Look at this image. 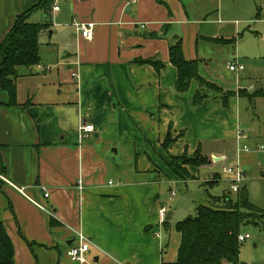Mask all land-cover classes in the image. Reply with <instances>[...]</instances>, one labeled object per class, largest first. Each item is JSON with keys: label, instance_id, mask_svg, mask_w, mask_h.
<instances>
[{"label": "crops", "instance_id": "1", "mask_svg": "<svg viewBox=\"0 0 264 264\" xmlns=\"http://www.w3.org/2000/svg\"><path fill=\"white\" fill-rule=\"evenodd\" d=\"M39 1L0 0V42ZM196 1L59 0L57 12L51 6L47 14L29 15L30 22L51 21L38 37L39 64L19 69L16 105L7 106L0 90V220L14 264H76L65 253L76 231L92 242L89 254L99 263L174 264L181 214L168 206L165 227L159 207L175 201L174 187L181 199L207 205L200 183L214 173L221 179L218 170L233 159L232 148L249 137L241 119L246 95L215 83L217 89L200 88L195 79L184 92L175 88L171 45L180 39L184 58L196 60L198 74L210 82V74L200 72L209 68V45L229 42L201 32L208 20ZM73 20L95 24L90 40L79 37ZM46 49L59 56L41 59ZM147 59L164 67L138 62ZM197 90L205 97L195 105ZM225 91L235 94L223 99ZM82 122L94 126L88 137L77 132ZM167 135L172 141L164 147ZM197 149L208 164L170 166L171 157Z\"/></svg>", "mask_w": 264, "mask_h": 264}, {"label": "trees", "instance_id": "2", "mask_svg": "<svg viewBox=\"0 0 264 264\" xmlns=\"http://www.w3.org/2000/svg\"><path fill=\"white\" fill-rule=\"evenodd\" d=\"M53 0H40L36 5L17 16L15 22L0 42V90L7 95V106H14L16 102V79L19 69H30L39 64V34L48 29L51 21L30 22L29 15L42 9L47 14L52 6ZM169 61L177 70L175 88L179 92L187 90L190 81L195 79L200 88L217 89L214 83L208 82L198 74V63L196 60H187L182 53L181 40H177L169 47ZM151 64L156 70L164 67L161 61L147 59L138 61ZM234 91L223 92V99L234 95ZM239 95H246L249 100L264 97V88L251 93L240 90ZM205 95L197 90L193 103L200 104ZM169 134V133H168ZM172 139L169 135L164 139L166 147ZM189 164L200 166L208 164L207 156L202 155L199 149L188 156L186 153L179 157H171L170 166ZM181 168V167H178ZM4 165L0 159V174H4ZM182 173L186 175L185 170ZM208 183V182H207ZM206 183V184H207ZM212 186V183H208ZM215 197V196H211ZM216 204L195 206V215L175 222L174 229L180 234V244L174 264H246L239 259L240 245L237 237L241 233L244 224L257 225L264 218V211L258 210L248 198L244 186L239 187L235 197L227 194L216 197ZM213 199V200H214ZM219 202L220 205H217ZM50 219V224H55ZM167 220L163 225L167 227ZM0 264H14V247L5 228L0 222Z\"/></svg>", "mask_w": 264, "mask_h": 264}, {"label": "rangeland", "instance_id": "3", "mask_svg": "<svg viewBox=\"0 0 264 264\" xmlns=\"http://www.w3.org/2000/svg\"><path fill=\"white\" fill-rule=\"evenodd\" d=\"M196 3L197 13L208 20L206 21L207 25L201 26V32L206 34L205 32L209 31L211 33L207 34H215L214 36L218 38L229 40V42L209 45V68L202 67L200 72L210 74L208 75L210 82L225 90H234L237 84L242 87L252 85L255 90L263 88L264 0H197ZM201 20L203 22L204 19ZM47 36L46 34L45 38ZM232 39L234 42H230ZM201 48L206 51V48ZM52 53L54 58L59 56L57 51L46 49L41 53V59H52V57H48ZM235 56L239 58L238 60L244 67V70L238 73L231 72L226 67V63L234 60ZM221 76H224L225 80H222ZM241 107V119L244 120V130L249 137L240 144V147L246 146L249 150L238 153V162L244 172V180L240 187L246 188L249 201L263 212L264 155L258 150V146H264V98L256 101L253 99L250 102L247 98H241ZM253 121L254 124H252ZM231 152L233 153L232 160H235V149L232 148ZM226 158L225 161L228 160V157ZM218 173L221 175V179L217 176L218 174L214 173L211 179L200 183L198 187L203 203L207 205L209 203L216 204L217 199L214 198L224 194L231 198L235 197V193L229 188L227 176L220 172V169ZM207 182L212 183V186H208ZM173 190L177 193L173 197L175 201L166 207H176L181 214L179 220L194 216L195 206L199 204L197 199H190L188 196L181 199V194L177 188L174 187ZM183 194H188V191H183ZM217 205H220L219 202ZM169 222L172 223V219H169ZM241 233H248L250 238L241 242L240 261L246 264H264V218L257 225L244 224ZM68 260L71 261L70 258Z\"/></svg>", "mask_w": 264, "mask_h": 264}, {"label": "built area", "instance_id": "4", "mask_svg": "<svg viewBox=\"0 0 264 264\" xmlns=\"http://www.w3.org/2000/svg\"><path fill=\"white\" fill-rule=\"evenodd\" d=\"M59 0H55V3L52 5L51 10L53 13L57 12L59 10L58 5L56 4ZM131 2H134L135 0H130ZM127 4L124 3V5ZM72 25L76 31V33L85 40H90L93 35V30L95 24L93 22H83L79 20H73ZM141 27L144 28L145 24H141ZM226 67L231 72H240L244 69L243 65L240 63L238 59H234L231 61H228L226 63ZM49 65H38V69L40 70H50ZM72 76H76L75 73H72ZM253 90V87L251 85L247 87H242L240 85H236V91L240 90ZM77 132L80 135V137H88L94 132V126L91 123H85L82 122L77 127ZM241 136L238 133V138ZM248 148L246 146L240 147V143L237 144L235 149L236 158L235 160H231L228 162H224L221 166V172L227 176V180L229 182V188L232 192H237L240 185L242 184L244 180V172L241 170L239 162H238V153L241 151L248 152ZM258 150L262 152V155H264V146L260 145L258 146ZM223 160H226L227 158H222ZM221 159V160H222ZM237 159V160H236ZM80 183V182H79ZM81 184V183H80ZM78 188L81 190V186L78 185ZM19 191L23 193V189L19 188ZM44 197H48V191L44 190ZM40 207H42L40 205ZM43 208V207H42ZM168 213V209L166 206L162 205L158 209V221L160 224H163L166 220V216ZM250 235L248 233H240L237 237L238 241L244 242L246 239H249ZM92 245V242L88 240V238L80 231H76L75 237L73 242L68 245V248L66 250V255L68 258H70L71 261L76 262L77 264H102L98 261H95L94 258H89L90 256V247Z\"/></svg>", "mask_w": 264, "mask_h": 264}, {"label": "water", "instance_id": "5", "mask_svg": "<svg viewBox=\"0 0 264 264\" xmlns=\"http://www.w3.org/2000/svg\"><path fill=\"white\" fill-rule=\"evenodd\" d=\"M127 8H129V5L127 6ZM169 216H170V213H167L166 220H168Z\"/></svg>", "mask_w": 264, "mask_h": 264}]
</instances>
